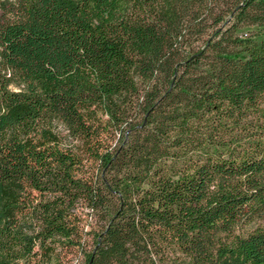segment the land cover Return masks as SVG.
I'll list each match as a JSON object with an SVG mask.
<instances>
[{
    "label": "trees",
    "instance_id": "trees-1",
    "mask_svg": "<svg viewBox=\"0 0 264 264\" xmlns=\"http://www.w3.org/2000/svg\"><path fill=\"white\" fill-rule=\"evenodd\" d=\"M0 264H264V0H0Z\"/></svg>",
    "mask_w": 264,
    "mask_h": 264
}]
</instances>
